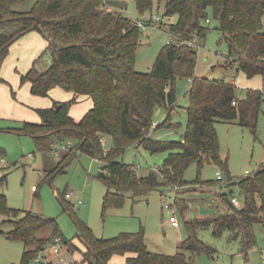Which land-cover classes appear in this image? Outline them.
<instances>
[{
	"label": "trees",
	"instance_id": "1",
	"mask_svg": "<svg viewBox=\"0 0 264 264\" xmlns=\"http://www.w3.org/2000/svg\"><path fill=\"white\" fill-rule=\"evenodd\" d=\"M23 1L0 0V67L11 44L26 32L37 30L48 42L46 50L51 63L43 72L32 65L20 76V82H29L30 91L36 96L45 97L58 86L74 97L35 109L41 123L23 122L21 130L32 134L36 149L47 154L53 144L71 142L75 151L60 154L66 159L64 167L77 151L100 160L97 178L106 187L104 208L120 206L127 193L137 197L160 187L171 189L172 185L188 184L183 173L193 162L198 167L196 182L201 181L199 172L207 160L224 167L218 152L216 122L254 130L263 91L249 88L245 97L238 99L232 82L196 77L194 67L196 41L205 38L210 14L235 72H242L247 78L264 77V0H157L158 7L163 6V16H175V21L168 23L171 40L146 72L134 68L140 35L137 21L110 10L103 0H34L28 11L14 10ZM134 1L140 13L152 9L153 0ZM177 78L190 80L187 130L183 142H162L151 137V132L171 126ZM81 95L90 97L93 106L76 122L69 109L75 96ZM156 107L164 108L166 117L154 126ZM104 136L112 139L108 149L101 142ZM131 144L151 153H169L158 170L151 169L140 176L133 165L117 160ZM63 171L62 166L59 172ZM204 182L210 186L219 181ZM235 184L243 198L241 206L232 203L233 193H219L226 211L211 218L186 220L187 236L174 254L148 251L142 229L104 239L76 222L77 236L85 249L81 252L82 261L109 264L113 255L131 254L127 264H194L190 255L211 252L196 235L197 228L208 226H212L215 235L227 229L232 232L231 237L240 236L243 249H248L255 243L252 226L260 222V214L264 213V168L245 174ZM0 213L13 217L8 237L23 243L19 264H30L55 238L61 245L69 244L77 250L55 219L8 208L3 196ZM49 226L51 235L39 237L38 233Z\"/></svg>",
	"mask_w": 264,
	"mask_h": 264
},
{
	"label": "rangeland",
	"instance_id": "2",
	"mask_svg": "<svg viewBox=\"0 0 264 264\" xmlns=\"http://www.w3.org/2000/svg\"><path fill=\"white\" fill-rule=\"evenodd\" d=\"M103 2L110 10L121 12L137 23H147L139 26V45L134 63L135 70L146 72L161 48L171 40L168 20L163 18V24L157 26L149 23L152 14L163 15L162 4L158 7L157 0H153L152 9L140 13L134 0ZM33 3L34 0H25L15 5L14 10L28 11ZM208 17L209 30L204 39L196 41L198 45L194 75L235 81V94L238 99L244 98L246 90L255 86L263 91L254 130L235 123H215L218 152L224 167L220 168L213 161L207 160L199 172L202 182H196L198 167L193 162L183 173V179L189 182L188 184L177 187L172 185L171 189L160 187L137 197L127 193L120 206L104 208L102 202L106 187L97 178L102 166L100 160L77 151L64 167L65 158L49 156L36 149L32 134L21 130L23 122L0 119V196L5 198L6 206L55 219L65 238L72 240L80 249L84 248V245L77 236L76 222L88 227L95 237L104 239L115 237L121 232H137L142 229L148 251L174 254L187 236L186 220L211 218L226 211V206L218 198L219 193H233L242 204L243 198L238 193L236 181L246 174L245 171L251 173L258 168H264V80L260 77L257 80L247 78L241 72H235L230 65L231 60L227 57V46L219 40L220 32L215 29L217 23L210 14ZM174 21L175 16L172 17V22ZM175 40L172 39L173 42ZM50 63V54L45 50L38 59L36 68L43 72ZM174 86L176 103L170 112L171 126L157 128L151 133V137L162 142H183L187 130L186 108L189 104L190 80L177 78ZM165 117V109L156 107L153 113L154 126L161 123ZM103 142V147L108 149L112 139L110 136H104ZM168 153H151L143 148L137 149L131 144L117 160L133 165L137 174L143 176L151 169L158 170ZM62 166L64 171L59 172ZM216 171L221 173L223 180L218 184V188L213 189L204 181L215 180ZM228 176L231 177L229 182ZM32 186L36 189H32ZM69 192H73L74 197L65 198V194ZM173 193L178 199L175 209L178 227L172 226L169 221L170 210L164 206L171 201ZM77 199L84 205L79 204ZM259 218L260 222L252 226L255 243L248 249H243L240 236L231 237L232 232L227 229L220 235H215L212 226L197 228V237L211 248V252L190 255L193 263L264 264V213H261ZM12 220V216L0 213V264H19L21 261L23 243L8 237L13 229ZM51 233L52 228L49 226L42 229L38 236L46 238ZM51 246L48 245L39 255L38 262L34 259L30 264H50L49 261L59 264L61 258L80 262L79 253L69 254L75 251L69 244L60 245V253L57 254L52 252ZM117 264H125L124 259L120 258Z\"/></svg>",
	"mask_w": 264,
	"mask_h": 264
},
{
	"label": "crops",
	"instance_id": "3",
	"mask_svg": "<svg viewBox=\"0 0 264 264\" xmlns=\"http://www.w3.org/2000/svg\"><path fill=\"white\" fill-rule=\"evenodd\" d=\"M47 44L46 39L37 30L26 32L11 44L8 54L0 67V77L3 79V81H0V119L41 123V119L35 109L48 108L54 101H66L74 97L73 93L65 91L58 86L51 88L45 97L36 96L31 93L29 82H20L21 75L25 74L32 65L36 67V63L41 54L46 50ZM258 77L264 80V77L260 75L252 78L257 80ZM230 82L235 83L233 80ZM253 89L258 88L255 86ZM75 97L76 100L70 106L69 115L77 122L91 109L93 102L88 96L81 95ZM49 156L52 155L49 154ZM32 189H35V187L32 186ZM84 250V248L80 249L77 247V250L68 253L72 255L75 252L79 253L80 262L75 260L76 263L86 264V262L82 261L81 255V252ZM129 256L132 255H113L109 260V264H117L120 258H123L125 264H127L126 259Z\"/></svg>",
	"mask_w": 264,
	"mask_h": 264
},
{
	"label": "built area",
	"instance_id": "4",
	"mask_svg": "<svg viewBox=\"0 0 264 264\" xmlns=\"http://www.w3.org/2000/svg\"><path fill=\"white\" fill-rule=\"evenodd\" d=\"M163 18L165 20H168L169 23L172 22V17L171 16H163V15L160 16L158 14H152L150 23L152 25H154V26H157V24L161 25L164 22ZM137 25L138 26H143V25H147V24L143 23V22H138ZM101 142L104 143L103 142V138H101ZM71 150H75V149L72 147V144L69 141L65 142V143H55V144H53L51 146L50 154L52 156L59 157L60 154L63 151H71ZM245 173L247 174L248 172L245 171ZM215 176H216V180H218L219 182H217L214 185H210L213 189L218 188V184L221 183L222 180H223L222 175H221V173L219 171H216ZM71 197H74V193L73 192H69V193L65 194V198H71ZM164 197H165V195H164ZM230 198H231L232 203L235 206H237V207L241 206V204H240L239 200L237 199V197L235 196V194H232ZM165 199H166V197H165ZM175 199H176V196L173 193L171 201L169 203H167V204H164V206L170 210V213H171L170 218H169L170 223L172 224V226L178 227L179 223L177 222L176 217H175V209H176ZM77 202L79 204L84 205V203L80 199H77ZM60 245H61V243H60L59 239L55 238L54 242H53V244L51 246L52 247V252H54L56 254L60 253ZM50 253L51 252H49V254ZM35 261L38 262L39 258L38 257L35 258ZM49 263L52 264L53 262L49 261ZM59 264H76V261L74 259L73 260H65V259L61 258ZM208 264H214V263L213 262H209Z\"/></svg>",
	"mask_w": 264,
	"mask_h": 264
}]
</instances>
